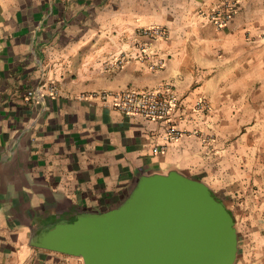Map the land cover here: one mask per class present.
<instances>
[{
    "label": "crops",
    "instance_id": "1",
    "mask_svg": "<svg viewBox=\"0 0 264 264\" xmlns=\"http://www.w3.org/2000/svg\"><path fill=\"white\" fill-rule=\"evenodd\" d=\"M219 1L0 0V264H83L39 235L172 170L224 201L264 264V0L223 28ZM156 25L169 37L142 61L137 31ZM122 90L168 91L186 134L94 97Z\"/></svg>",
    "mask_w": 264,
    "mask_h": 264
},
{
    "label": "water",
    "instance_id": "2",
    "mask_svg": "<svg viewBox=\"0 0 264 264\" xmlns=\"http://www.w3.org/2000/svg\"><path fill=\"white\" fill-rule=\"evenodd\" d=\"M37 245L83 264H235L239 255L224 201L177 170L140 176L119 204L57 223Z\"/></svg>",
    "mask_w": 264,
    "mask_h": 264
},
{
    "label": "built area",
    "instance_id": "3",
    "mask_svg": "<svg viewBox=\"0 0 264 264\" xmlns=\"http://www.w3.org/2000/svg\"><path fill=\"white\" fill-rule=\"evenodd\" d=\"M241 0H220L209 12L208 19L216 27L223 28L237 14V7ZM150 30H145V34ZM152 33V32H151ZM155 34L162 35L161 30H156ZM102 102L114 109H117L128 115H136L151 121H161L166 124L167 138L170 141H177L182 136V131L174 122V111L176 108V99L173 96L166 95L161 91H131L122 90L118 92L96 93ZM206 102L197 103L199 111H205L208 108ZM158 149H155L156 154Z\"/></svg>",
    "mask_w": 264,
    "mask_h": 264
},
{
    "label": "rangeland",
    "instance_id": "4",
    "mask_svg": "<svg viewBox=\"0 0 264 264\" xmlns=\"http://www.w3.org/2000/svg\"><path fill=\"white\" fill-rule=\"evenodd\" d=\"M145 30H150V32H148L147 34H145ZM156 30H161L162 35L155 34V31ZM137 36L139 38H141V39L138 42L135 43V48H137V50H138V53H137V57L136 58H138V56H139V58H141V60L144 61V60H146V57L147 56H150L152 54L154 55V51H155L154 48L156 49V47H155L156 44L158 42H161V41L167 39L169 37V33L166 30V28H164V27H162L160 25H156V26H153V27H142V28H139L138 31H137ZM119 63H121V62H119ZM159 65H160V62L154 63V64L152 63L150 65V69L153 71ZM153 91H159V90H153ZM137 92H143V91H137ZM161 92L165 93L166 95L172 96V95H170V93H168V91H166V92L161 91ZM203 102H205V101L203 100ZM208 106H209V104H208ZM208 108L210 109V106ZM207 110L208 109H206L205 111H207ZM195 111L196 112H199V113H204L205 112V111H199L197 109V104L195 106ZM178 128L182 131L183 136H184L186 134V131L182 130L179 126H178ZM207 139L208 140L211 139L210 136H208ZM236 228H237L238 239H239V255H238V258H237V261H236L235 264H250V262L246 263L244 260L247 259V256L250 253H252V251L254 252L256 248H253L252 249L251 246H247V245L243 244L244 241L241 243V241H242L241 240V237H240L241 234L238 232L237 224H236ZM241 245H242V247H241ZM263 262H264V258L262 260V263Z\"/></svg>",
    "mask_w": 264,
    "mask_h": 264
},
{
    "label": "flooded vegetation",
    "instance_id": "5",
    "mask_svg": "<svg viewBox=\"0 0 264 264\" xmlns=\"http://www.w3.org/2000/svg\"><path fill=\"white\" fill-rule=\"evenodd\" d=\"M73 219H70L69 221H72Z\"/></svg>",
    "mask_w": 264,
    "mask_h": 264
}]
</instances>
